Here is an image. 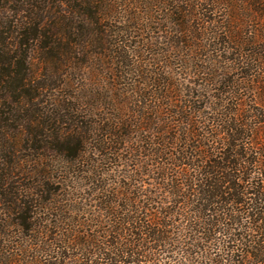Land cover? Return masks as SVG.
<instances>
[{
    "label": "trees",
    "instance_id": "obj_1",
    "mask_svg": "<svg viewBox=\"0 0 264 264\" xmlns=\"http://www.w3.org/2000/svg\"><path fill=\"white\" fill-rule=\"evenodd\" d=\"M190 39L262 82L264 0H0V264H264V110L201 64L189 105Z\"/></svg>",
    "mask_w": 264,
    "mask_h": 264
},
{
    "label": "rangeland",
    "instance_id": "obj_2",
    "mask_svg": "<svg viewBox=\"0 0 264 264\" xmlns=\"http://www.w3.org/2000/svg\"><path fill=\"white\" fill-rule=\"evenodd\" d=\"M214 17L218 18L220 17V13H214ZM164 24V23H163ZM256 25L255 23L249 22V24H247L246 27H244L242 30L246 31H252L256 29ZM152 33L155 37H158V41L164 40V36L169 35L167 32H162L159 30H153ZM157 33V34H156ZM161 36V37H160ZM242 36V35H241ZM137 40V39H135ZM157 41V42H158ZM189 42H193V44H197V45H205L204 48H200L201 51L196 50V48L193 49V47L188 50V48L183 47L179 52H172L170 55L167 54L168 57H170L171 61L173 60V62L177 61L175 58L177 55L182 56V65L180 66H176L172 65L171 69L168 70L169 76L172 77V79L174 80V82L180 83L182 84L180 89L183 91L184 95H188L189 93H193V96L196 95L197 93L200 94V97L198 99H195L194 103L191 102H187L189 105H194V106H199L201 108L202 112H205V110H207L208 108L206 106H208L209 101H210V94L213 93V85L210 84L209 82H206V78L208 77L206 74H202V72L198 71V69H196V64H201V66H208L209 68H213L212 69V73L214 75H216V78H218L220 76V74H223V76L226 78L231 77V79L235 80V83H237L239 85V91L242 94V97L244 98V103L246 108L250 107V108H258L259 110L263 111L264 110V72L260 71L257 75L256 71L254 72V70L250 71L251 74L253 75V78H259V80H261L262 82L257 84V83H252L249 82L248 80L244 79V78H240V74H239V69L235 70L234 65L226 60L225 58H228L229 56H234L233 53L228 52L226 49H222L220 51H218V49H215V47L209 43V41H205L203 40H188ZM210 46H208V45ZM159 45V44H158ZM202 47V46H200ZM245 48H252L251 45H245ZM180 50V48H179ZM201 53V54H199ZM219 55V56H217ZM247 61H248V55H246ZM175 66V67H174ZM233 67V69H230V67ZM241 65H239L238 67H240ZM244 66V65H243ZM246 67H243L241 70H246ZM253 72V73H252ZM251 75V76H252ZM252 78V77H251ZM212 89V90H209ZM203 93H205V97H203ZM185 100L187 98H184ZM153 100V99H152ZM188 100V99H187ZM208 100V103H205V101ZM184 103H186V101H184ZM174 104V102H173ZM206 104V105H205ZM129 107V106H128ZM175 107L170 106V110H173ZM168 110V111H170ZM168 111H165L168 112ZM164 112V110H163ZM171 114V113H170ZM197 114L193 115V118H196L197 120ZM156 121V120H155ZM264 124V123H262ZM261 127V126H260ZM156 128H158L156 126ZM135 137L136 134L134 133L132 135V137ZM136 144V143H135ZM135 144H132L133 146H135ZM122 154L124 155V151H122ZM96 155H92V158H95ZM99 158V157H98ZM145 162L147 160L142 159ZM160 162V161H159ZM158 162V163H159ZM124 163H127L129 165V167H127ZM135 164L134 161H132L131 163L125 162L124 160L117 162V161H113L110 160L109 163L106 164V166H102L104 170V172L108 171V174H105V176H102L103 178H107L108 182L110 184H113L111 186H116V182H119L120 179V184H122L123 182L121 180H123V178H119L118 174H120V172L122 173V170H129L134 168L133 165ZM100 166V165H99ZM108 166V167H107ZM105 168H108L105 170ZM135 180L137 181H132L129 183V186L131 187L133 184H135L136 186L138 185H142V186H153L154 184V179L153 176L151 174H148V176H132ZM118 179V180H117ZM139 182V183H138ZM124 183H128L126 181H124ZM91 186L87 187L86 190H91Z\"/></svg>",
    "mask_w": 264,
    "mask_h": 264
}]
</instances>
